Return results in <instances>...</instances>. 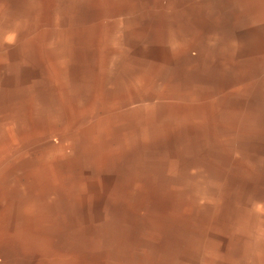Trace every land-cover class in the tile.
Returning <instances> with one entry per match:
<instances>
[{"label": "rangeland", "instance_id": "obj_1", "mask_svg": "<svg viewBox=\"0 0 264 264\" xmlns=\"http://www.w3.org/2000/svg\"><path fill=\"white\" fill-rule=\"evenodd\" d=\"M203 182L264 183V0H0V235Z\"/></svg>", "mask_w": 264, "mask_h": 264}, {"label": "crops", "instance_id": "obj_2", "mask_svg": "<svg viewBox=\"0 0 264 264\" xmlns=\"http://www.w3.org/2000/svg\"><path fill=\"white\" fill-rule=\"evenodd\" d=\"M197 185L195 196L96 214L93 227L8 231L0 264H264V183Z\"/></svg>", "mask_w": 264, "mask_h": 264}]
</instances>
